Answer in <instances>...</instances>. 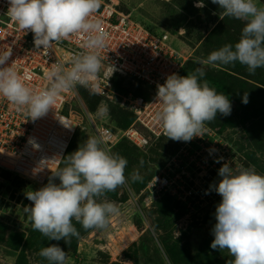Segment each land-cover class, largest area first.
<instances>
[{
	"label": "rangeland",
	"instance_id": "1",
	"mask_svg": "<svg viewBox=\"0 0 264 264\" xmlns=\"http://www.w3.org/2000/svg\"><path fill=\"white\" fill-rule=\"evenodd\" d=\"M103 1L115 4L119 10H128L125 12H130L135 20L157 32H171L175 36L171 44L182 54L185 68L190 73L201 68L205 72L203 79L223 85L227 93L210 87L229 94L231 114H217L216 120L206 124L204 136L195 137L188 144L165 137L143 149L123 142L120 152L112 150V154L126 158L127 180L101 200L114 203L119 214L112 216L102 230H86L73 221L79 236L67 243L49 241L34 231L30 213L26 211L31 205L27 194L46 185L52 174L40 185L13 176L0 163V264H47L38 253L49 244H59L67 253L69 264H230L233 257L227 250L210 247L215 210L221 201L213 187L220 179L218 169L225 162L234 169L242 166L264 175V112L255 116L245 112L264 107V68L250 74L238 62L206 65L197 61L205 60L225 44L237 42L243 22L224 17L211 0H203L202 8L195 6L197 0ZM258 3L264 6V0ZM243 93H248L247 104L241 102ZM83 102L97 122L118 128L128 122V117L105 98L94 97L90 101L83 98ZM72 103L78 125L58 169L66 166L71 153L95 137L83 108L75 101ZM104 106L108 114L101 117L98 110ZM211 149L216 151L210 152ZM172 157L177 166H173ZM221 157L219 163L215 162ZM167 164L177 168L180 196L161 193L151 200L142 191L148 178ZM137 173L142 180L132 179ZM52 182L59 184V179L52 178ZM201 189H208L211 195L200 197ZM129 192L136 197L135 205ZM9 225H18L21 231L10 233Z\"/></svg>",
	"mask_w": 264,
	"mask_h": 264
},
{
	"label": "clouds",
	"instance_id": "2",
	"mask_svg": "<svg viewBox=\"0 0 264 264\" xmlns=\"http://www.w3.org/2000/svg\"><path fill=\"white\" fill-rule=\"evenodd\" d=\"M101 3L102 0H8L9 16L25 34L32 33L38 49L47 50L53 43L80 36L84 51L71 58L70 67L53 64L46 73L47 87L39 91L29 87L10 65L11 51L0 54V98L36 120L53 109L63 93L77 86L90 87L94 94H102L99 74L104 64L100 51L106 47L108 34L94 18ZM211 3L218 5L224 17L242 21L243 27L237 42L225 44L197 62L206 65L238 62L250 74L264 68V6L258 0H211ZM195 6L205 5L203 0H197ZM114 70L111 65V75ZM204 76L203 69L197 68L184 76L170 74L163 84L157 85L155 100L161 107L154 119L167 139L190 142L203 137L206 124L216 120L217 114H231L228 96L210 87L203 81ZM241 102L248 103V93H243ZM98 112L101 117L106 116L107 106ZM102 144L99 138H89L68 156L66 166L51 172L59 184L50 178L46 185L27 194L31 205L26 211L30 213L33 230L49 241L67 243L78 237L73 221L86 230H102L112 216L119 214L114 203L101 198L126 183L127 160L110 153ZM218 176L213 190L221 201L215 210L210 247L227 250L233 257L230 264H264V175L242 166L234 169L225 162L218 169ZM132 179L142 177L137 173ZM38 254L47 264H69L67 253L59 244H49Z\"/></svg>",
	"mask_w": 264,
	"mask_h": 264
},
{
	"label": "built area",
	"instance_id": "3",
	"mask_svg": "<svg viewBox=\"0 0 264 264\" xmlns=\"http://www.w3.org/2000/svg\"><path fill=\"white\" fill-rule=\"evenodd\" d=\"M7 9L8 0H0V54L11 51L10 65L29 87L39 91L47 87L46 73L53 64L70 67L71 58L84 51L82 37L73 36L53 43L47 50L38 49L32 33L21 31ZM94 18L108 34L106 47L100 51L104 67L99 74V84L104 90L99 95L113 105L127 108L135 117L127 127L116 130L103 121H95L85 107L79 86L63 93L53 109L36 120L0 98V163L23 179L42 185L61 163L78 125L73 115V101L83 108L95 137L103 141L102 146L110 153L123 138L143 149L166 135L154 119L161 107L155 97L157 85L163 84L168 75L181 76L184 61L180 51L171 44L174 36L144 26L130 12L119 10L115 4L103 0ZM111 65L115 69L112 75ZM114 77L141 81L153 94L145 99L132 90L119 93L113 87ZM85 88L92 91L90 87ZM170 160L173 166H177L175 157ZM177 178V168L167 164L151 176L142 193L146 191L151 200L161 193L180 196ZM199 192L200 197L211 195L208 189ZM129 194L135 205L136 197L131 192Z\"/></svg>",
	"mask_w": 264,
	"mask_h": 264
},
{
	"label": "trees",
	"instance_id": "4",
	"mask_svg": "<svg viewBox=\"0 0 264 264\" xmlns=\"http://www.w3.org/2000/svg\"><path fill=\"white\" fill-rule=\"evenodd\" d=\"M182 2H183V0H182ZM124 11H128V10H124ZM162 32V31H161ZM166 32H168V33H170L171 35H173L171 32H169V31H166ZM174 36V35H173ZM175 37V36H174ZM188 74H191L186 68H185V66H184V63H183V65H182V69H181V76H184V75H188ZM203 81H207L208 82V84H209V86H212V87H214V88H217V89H220V90H222V91H224L225 93H227V91L224 89V87H223V85L220 83V82H218V81H216V80H213V79H203ZM135 82H132L131 81V79L130 78H119V77H114L113 78V87H114V89L117 91V92H119V93H124V92H126L127 90H132L133 92H134V94H141V95H143L144 97H145V99H149L151 96H152V94H153V91H150L146 86H145V84L143 83V82H141V81H137L136 83H135V87H134V84ZM129 84V85H128ZM134 87V88H131V87ZM79 90H80V92H81V95L83 96V98L84 99H87V101H90V99L91 98H94V97H101V98H105L104 96H102V95H99V94H94L92 91H89L87 88H85V87H82V86H79ZM228 97H230L229 96V94H228ZM107 100V99H106ZM108 101V100H107ZM231 101V100H230ZM90 103V102H89ZM109 103V102H108ZM232 103V102H231ZM91 104V103H90ZM110 105H112L113 107H115V108H117V109H119V110H121L127 117H128V122L127 123H125V125H123V126H120L121 128H125V127H127L131 122H132V120L134 119V117H135V115L131 112V111H129L127 108H125V107H121V106H118V105H113V104H111V103H109ZM91 109L92 110H94V106H93V104H91ZM111 110V109H110ZM89 111V110H88ZM248 115H250V116H255V115H259V114H261V113H263L264 112V107H261V108H258V109H256V110H254V111H245ZM106 124L107 125H109L113 130H116V129H118V127L116 126V127H114V126H111L110 124H108L107 122H106ZM76 134V130H75V133H74V135ZM73 135V136H74ZM165 137H167L166 135H163V136H160L154 143H156L158 140H161L162 138H165ZM123 142H129V143H131L130 141H128L126 138H123V139H121L116 145H115V147H114V149H113V151H115V150H117V152H120V145L123 143ZM133 145V144H132ZM153 145V144H152ZM151 145V146H152ZM133 146H135V145H133ZM150 146V147H151ZM136 147V146H135ZM68 148H69V146H68ZM68 148H67V150H68ZM67 150H66V152H67ZM66 154V153H65ZM65 156V155H64ZM63 156V159L65 158ZM63 159H62V161H63ZM59 167V166H58ZM58 167H57V169H58ZM56 169V170H57ZM55 170V171H56ZM7 171L10 173V174H12L13 176H15V177H17V178H21V177H19V176H17V175H15L14 173H12L10 170H8L7 169ZM152 176V175H151ZM151 176L148 178V180L151 178ZM21 179H23V178H21ZM26 180V179H25ZM21 226V225H20ZM8 228L12 231V232H10V233H18V231H21V229H20V227L18 226V225H9L8 226Z\"/></svg>",
	"mask_w": 264,
	"mask_h": 264
}]
</instances>
